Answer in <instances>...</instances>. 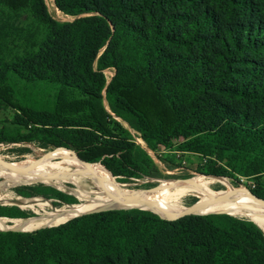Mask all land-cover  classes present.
Listing matches in <instances>:
<instances>
[{"label": "trees", "instance_id": "obj_1", "mask_svg": "<svg viewBox=\"0 0 264 264\" xmlns=\"http://www.w3.org/2000/svg\"><path fill=\"white\" fill-rule=\"evenodd\" d=\"M53 2L84 16L62 22L45 0H0V14L34 24L21 55L0 57V105L14 111L0 123V145L70 150L119 184L187 180L165 176L148 150L169 170L191 154L196 172L250 179L264 199V0ZM41 83L54 86L53 104L24 105L19 85ZM14 190L81 206L50 186ZM132 208L0 230V264H264V231L243 210L168 220ZM0 217L34 214L0 206Z\"/></svg>", "mask_w": 264, "mask_h": 264}, {"label": "rangeland", "instance_id": "obj_2", "mask_svg": "<svg viewBox=\"0 0 264 264\" xmlns=\"http://www.w3.org/2000/svg\"><path fill=\"white\" fill-rule=\"evenodd\" d=\"M45 3L48 7L49 13L54 19L62 22L73 21L75 19V17L67 16L62 12L58 11V9L52 4L54 3L53 0H45ZM33 30H34L33 18L29 15L26 14L16 15L12 13L0 14V57L10 60L16 55H21L28 48L26 39L29 38ZM106 74L108 77H112L114 75V71L107 70ZM19 86L20 89H17V93L18 96H20V99L24 105L31 106L33 108H40V107L51 106L54 102L55 88L52 85L41 83L34 85L20 84ZM13 116H14V111L11 108H7L4 107L3 105H0V123H2L5 120H11ZM135 141L137 142V140ZM138 145H141L142 148H145V143L143 141L140 143L138 142ZM23 149H27L28 151L26 150L22 151ZM58 150L60 149H54V150L43 149L35 143L1 144L0 145V181L6 176L7 172H9L11 169L26 168L38 164H61L65 161V159H69L73 162H76L70 157V155L74 157V154L72 152L66 150L68 153H70L69 155L65 151H58ZM148 152L152 155L155 162L159 164L160 169L163 171V174H165V176H184L186 174H189L190 176L189 179L199 177L195 181H197L199 188L206 191H210V192L221 191V190H226L231 186L235 188L244 187L247 190H249L248 186L253 185V181L246 178L231 180L229 178L207 176L198 173L196 172L198 158L191 154L181 155L182 160L180 167L177 169L169 170L165 167L163 163H161L157 159V157L151 151L148 150ZM8 162H21V163H19V165H13L7 167L4 164ZM46 172L55 176L61 174L51 169H47ZM61 175L65 177L64 182L61 184V186L58 187L55 186L53 188L61 192L67 198H72V196L74 198H77L75 195L71 193V189L79 188L81 187V184L72 181L71 175L68 173H62ZM221 178H223L224 180ZM106 179L107 182L110 184L111 189H113L114 191H118V190L132 191V190H142V189L152 190L155 188L160 189L163 188L166 184L172 183L174 180H181L177 178L167 177L159 181L137 179V180H132L128 183L119 184L120 182L117 183L118 181L115 178L114 179L117 182H115L111 178H106ZM164 180H168V183H165ZM28 181H37V180L32 178L30 179L26 178L22 182H28ZM150 183L152 184V186L151 185L149 186ZM229 184L231 186H229ZM40 185H44V184H40ZM197 199L200 200L201 197H195L189 194H184L182 196L175 197L174 199L166 202L163 205L168 209L181 211L187 208L188 206L192 205ZM78 202L80 203L81 206L84 205V203L81 202L80 200ZM55 203L60 204V206L58 207L55 206L54 205ZM67 204L68 203L55 198L44 199L40 196L24 198L18 195L14 189H7L6 187L0 189V206H16L21 210L32 212L34 216H38V217L45 215L47 212H51L52 209H60ZM123 207L125 206H119L118 208H123ZM132 209H139V208H132ZM123 210H128V209H123ZM141 210H148V209H141ZM234 210L235 209L227 210V212H231ZM71 211H69L68 215H63V216L50 215L48 216L47 219L56 218L63 220L66 218V216H69L71 214ZM237 217L249 219L243 216H237ZM0 220H1L0 225L16 224L17 227H21L23 226L24 222L30 219H27L25 221L9 220L8 218L0 219ZM262 221H263L262 228H264V216L262 218ZM43 225H49V224H44V223L39 224L36 226V228ZM51 225H57V224H51Z\"/></svg>", "mask_w": 264, "mask_h": 264}, {"label": "bare ground", "instance_id": "obj_3", "mask_svg": "<svg viewBox=\"0 0 264 264\" xmlns=\"http://www.w3.org/2000/svg\"><path fill=\"white\" fill-rule=\"evenodd\" d=\"M52 4L54 5V3ZM19 163L21 162H8L4 165L10 167L13 165H19ZM80 163L85 164L78 160H76V162H73L69 159H65V161L61 164H38L26 168L11 169L9 172H7L6 176L0 181V189L4 188L7 185L20 183L26 178L49 182L53 186L58 187L61 186V184L65 180V177L61 174L68 173L71 175L72 181L81 184V187L71 189V193L75 195L81 202H83L84 205H65L60 209H52L51 212H47L41 217L26 221L21 227H17L16 224L0 225V229L16 228L21 230H33L39 224L44 223L49 225H58L67 222L82 213L100 210L107 207L119 206L139 209L155 208L162 210L165 216H169L170 214L184 212L187 208L181 211H175L164 207L163 204L174 199L177 196H182L184 194L201 197L199 205L193 210L194 214L204 215L210 214L207 212L227 211L232 209H235L234 211L243 210L249 214L251 219L260 228H262L264 208L259 203L248 200V198L250 197V191L244 187H230L226 190L220 191V193L225 192L228 196L234 199L231 201L221 198L217 191L210 192L199 188L197 181H195L199 177H195L189 180H174L172 183L166 184L163 188L160 189L155 188L152 190L142 189L132 191H114L113 189H111L110 184L107 182L106 178L90 172L85 167L84 169L82 167L83 165H81ZM85 165L94 168L88 164ZM47 169L54 170L55 172L61 174L56 176L51 175L46 172ZM94 169L103 172L97 168ZM103 173L107 176V178H113L110 177L107 173ZM164 182L168 183V180H164ZM69 211H71V214L69 216H66V218L63 220L56 218L47 219L50 215H68ZM262 229L264 230V228Z\"/></svg>", "mask_w": 264, "mask_h": 264}, {"label": "water", "instance_id": "obj_4", "mask_svg": "<svg viewBox=\"0 0 264 264\" xmlns=\"http://www.w3.org/2000/svg\"><path fill=\"white\" fill-rule=\"evenodd\" d=\"M81 16H84V15H81ZM81 16H77L75 17L78 18V17H81ZM68 150V149H66ZM70 151V150H68ZM72 152V151H70ZM73 154H75L74 152H72ZM75 156L77 157V159L82 162V163H85V164H90V163H86L84 162L83 160H81L76 154ZM101 165V164H100ZM104 167V166H103ZM107 170V169H106ZM108 171V170H107ZM109 172V171H108ZM110 173V172H109ZM111 174V173H110ZM189 180V179H187ZM159 181V180H157ZM36 184H44L46 186H51V187H55L53 186L51 183L49 182H44V181H28V182H21V183H17V184H11V185H7L5 186L7 189H15V188H19V187H23V186H30V185H36ZM217 193L219 194V196L221 198H224L228 201H231V200H234L233 198H231L230 196H228L225 192L223 193H220V191H217ZM74 198V197H72ZM75 200L79 201L77 198H74ZM248 200H252L254 202H257L259 203L263 208H264V199L254 195L253 193L250 192V197L248 198ZM200 203V200H196L192 205L188 206L187 209L184 211V212H180V213H176V214H170L169 216H165V214L163 213L162 210H159V209H155V208H148V211L152 212V213H155L157 214L158 216H160L161 218H164V219H168V220H176V219H179V218H182L184 216H188V215H200V214H194L193 213V210L199 205ZM67 205H70V204H67ZM105 210H123L122 208H118V207H107V208H104V209H100V210H94V211H90V212H86V213H82L80 214L79 216H82V215H85V214H88V213H92V212H97V211H105ZM211 214H228V213H211ZM205 215H209V214H205ZM231 215V214H230ZM77 216V217H79ZM0 218H3V217H0ZM32 218H38V216H34V217H30V218H26V219H32ZM9 220H13V219H10L8 218ZM253 221V220H252ZM65 223V222H64ZM59 225V224H58ZM51 226H56V225H43V226H40L38 228H35L33 230H36V229H39V228H42V227H51ZM5 231H8V230H13V231H23V232H27V231H33V230H21V229H16V228H5L3 229Z\"/></svg>", "mask_w": 264, "mask_h": 264}, {"label": "built area", "instance_id": "obj_5", "mask_svg": "<svg viewBox=\"0 0 264 264\" xmlns=\"http://www.w3.org/2000/svg\"><path fill=\"white\" fill-rule=\"evenodd\" d=\"M134 138H135V140H137V144H138V142L140 143V142H142V140L140 139V138H138V137H136V135H135V133H134ZM141 146V145H140Z\"/></svg>", "mask_w": 264, "mask_h": 264}]
</instances>
